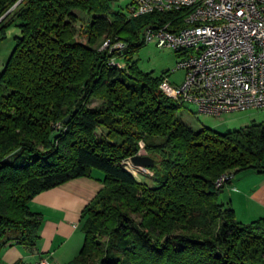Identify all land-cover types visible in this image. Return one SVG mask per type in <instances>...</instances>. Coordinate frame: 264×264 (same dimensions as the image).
<instances>
[{
  "label": "trees",
  "instance_id": "1",
  "mask_svg": "<svg viewBox=\"0 0 264 264\" xmlns=\"http://www.w3.org/2000/svg\"><path fill=\"white\" fill-rule=\"evenodd\" d=\"M108 1L0 0V42L20 28L0 71V249L34 247L42 218L29 201L97 170L103 187L71 264H264V217L238 221L215 186L227 171L264 175V122L184 123L163 76L133 59L166 14L134 17ZM141 148L154 159L144 180L122 162Z\"/></svg>",
  "mask_w": 264,
  "mask_h": 264
},
{
  "label": "built area",
  "instance_id": "2",
  "mask_svg": "<svg viewBox=\"0 0 264 264\" xmlns=\"http://www.w3.org/2000/svg\"><path fill=\"white\" fill-rule=\"evenodd\" d=\"M127 12L167 16L143 29L145 43L183 56L174 68L184 70L182 81L160 82L167 96L210 116L264 109V0H130ZM233 176L223 173L215 186Z\"/></svg>",
  "mask_w": 264,
  "mask_h": 264
},
{
  "label": "crops",
  "instance_id": "3",
  "mask_svg": "<svg viewBox=\"0 0 264 264\" xmlns=\"http://www.w3.org/2000/svg\"><path fill=\"white\" fill-rule=\"evenodd\" d=\"M223 114V124L228 130L252 121L263 122L246 118L244 114ZM102 179L103 173L94 170L91 177H76L35 195L29 201V208L42 218L35 246L29 248L14 241L5 243L0 249V264H36L40 260L46 264H71L83 244V210L103 187ZM224 190L225 202L230 203L238 221L247 223L264 217L263 174L253 169L234 173L231 181L223 186Z\"/></svg>",
  "mask_w": 264,
  "mask_h": 264
},
{
  "label": "rangeland",
  "instance_id": "4",
  "mask_svg": "<svg viewBox=\"0 0 264 264\" xmlns=\"http://www.w3.org/2000/svg\"><path fill=\"white\" fill-rule=\"evenodd\" d=\"M109 6L113 10H118L123 13H127V6L130 0H109ZM20 35V28L16 23H13L5 28V37L0 42V71L3 65L7 61L12 48L15 44V37ZM183 58L182 55L177 54L170 48H158L154 42H149L142 45L133 55V59L136 61L138 69L143 72H151L153 76L163 78L170 84H179L184 77V70L174 69L176 63ZM230 113H239L246 115V118H253L255 120L264 122V109L262 110H245V111H232ZM178 116L180 119L191 126L193 129H199L202 126H208L216 131L224 132L228 130L227 125L223 124V116H210L207 114L199 113L192 104H183L178 110ZM243 119V117H242ZM241 119V120H242ZM241 122V121H239ZM100 132V130H97ZM141 153L145 151L141 148ZM129 162L124 164V162ZM123 164L128 168L132 169L131 162L129 159H124ZM139 170V169H138ZM137 171V170H136ZM147 170H139L134 176L139 180H144V174L149 173ZM99 172V171H98ZM101 173V172H100ZM151 173V172H150ZM150 184V181H147ZM226 191H222L219 195V199L225 201Z\"/></svg>",
  "mask_w": 264,
  "mask_h": 264
},
{
  "label": "water",
  "instance_id": "5",
  "mask_svg": "<svg viewBox=\"0 0 264 264\" xmlns=\"http://www.w3.org/2000/svg\"><path fill=\"white\" fill-rule=\"evenodd\" d=\"M131 166L137 169H147L154 164V159L147 155L146 153H141L140 150L138 153L132 155L129 158ZM127 170V169H126ZM129 171V170H128Z\"/></svg>",
  "mask_w": 264,
  "mask_h": 264
},
{
  "label": "bare ground",
  "instance_id": "6",
  "mask_svg": "<svg viewBox=\"0 0 264 264\" xmlns=\"http://www.w3.org/2000/svg\"><path fill=\"white\" fill-rule=\"evenodd\" d=\"M134 169V171H131V173L134 175V174H137V171H136V168L135 167H132Z\"/></svg>",
  "mask_w": 264,
  "mask_h": 264
}]
</instances>
